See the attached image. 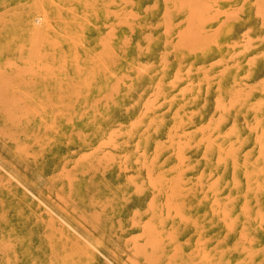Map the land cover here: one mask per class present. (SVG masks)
I'll return each instance as SVG.
<instances>
[{
  "label": "rangeland",
  "instance_id": "374dc122",
  "mask_svg": "<svg viewBox=\"0 0 264 264\" xmlns=\"http://www.w3.org/2000/svg\"><path fill=\"white\" fill-rule=\"evenodd\" d=\"M0 264H264V0H0Z\"/></svg>",
  "mask_w": 264,
  "mask_h": 264
},
{
  "label": "bare ground",
  "instance_id": "6f19581e",
  "mask_svg": "<svg viewBox=\"0 0 264 264\" xmlns=\"http://www.w3.org/2000/svg\"><path fill=\"white\" fill-rule=\"evenodd\" d=\"M216 1V0H215ZM185 2H187V1H185ZM175 9V8H174ZM191 9V8H190ZM199 11H200V9H199ZM202 11V10H201ZM200 14H202V13H200ZM109 15V14H108ZM110 16V15H109ZM108 16V17H109ZM199 16V15H198ZM39 20V19H38ZM191 28V27H190ZM186 29V28H185ZM193 30V29H192ZM184 31V30H183ZM187 31V30H186ZM195 32V31H194ZM195 34H196V32H195ZM184 41H185V39H184ZM177 80H178V77H177ZM185 88V87H184ZM207 88V87H206ZM148 108V107H147ZM147 111V110H146ZM244 120V119H243ZM169 139V138H168ZM75 148V147H74ZM153 173V172H152ZM154 175V174H153ZM155 175H157V174H155ZM160 179H161V177H160ZM157 187V186H156ZM57 197H60V195L58 196L57 195ZM150 205V204H149ZM100 213V212H99ZM134 254V253H133ZM148 256V255H147ZM147 258V257H146Z\"/></svg>",
  "mask_w": 264,
  "mask_h": 264
}]
</instances>
